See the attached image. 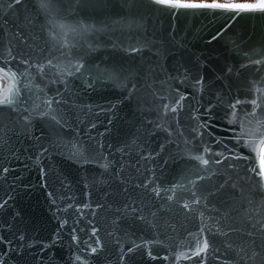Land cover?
<instances>
[{
  "label": "water",
  "instance_id": "1",
  "mask_svg": "<svg viewBox=\"0 0 264 264\" xmlns=\"http://www.w3.org/2000/svg\"><path fill=\"white\" fill-rule=\"evenodd\" d=\"M8 2L0 0V53L8 46L14 54L22 51L43 57L51 50V55L59 56L60 45L49 38L51 25L44 13L26 29L33 47L21 43L16 34L20 20L15 10L7 11ZM33 2L38 0H28L29 7ZM111 4L113 12L127 14L123 0ZM97 18L102 17L97 14ZM75 19L73 15L68 22ZM224 19L190 14L172 20L167 12H146L141 26L131 29L142 43L126 39L128 30L111 36L112 43L120 37L118 49L105 46L111 34L99 33L92 41L100 44L89 51L93 64L103 69L115 63L124 71L106 72L95 80L79 74L51 77L50 83L36 76L33 83L40 89H32L36 107L28 121L20 119L12 106L0 105V202L6 201L0 208V236L11 241V245L0 241L5 264H201L196 253L205 257L204 264H253L248 259L252 241L260 245L264 240V187L258 158L255 164L241 162L234 171L220 169L228 171L236 186H226L210 198L207 209L191 204L187 184L163 191L177 182L173 177L179 173L205 167L194 159L206 154L195 150L200 138H193V127L208 122L215 137L228 144L231 132L221 115L230 98L252 87L250 79L257 81L252 96L264 95L255 90L264 89L260 79L264 65H248L243 56L261 59L255 52L264 51V29L246 21L227 29L221 39L216 32ZM129 44L141 51L130 52ZM8 63L16 71L19 61ZM241 64L246 67L239 75L226 73V66H233L235 73ZM0 67H4L2 57ZM201 76L204 82L197 84ZM10 86L7 73L0 76V91ZM26 92L22 87L21 98ZM217 95L223 103L209 111L210 101L219 103ZM48 97L58 103H53L50 114L41 116L38 112L48 111L44 107ZM234 111L242 118L239 107ZM238 151L247 156L251 149L242 145ZM253 157L255 152L248 158ZM252 167L256 173L250 171ZM3 168L9 171L4 173ZM152 176L158 178L161 197H172L167 201L171 208L167 223L159 227L155 226L159 218L153 219L147 211L143 223L125 208L129 196L137 200L143 196L137 185ZM217 184H223V179L213 171L192 190L210 191ZM186 201L188 209L183 207ZM77 204L90 207L77 209ZM213 206L224 218L211 211ZM229 227L240 231L230 232ZM97 237L102 247L97 246ZM205 238L210 246L206 253L200 252Z\"/></svg>",
  "mask_w": 264,
  "mask_h": 264
},
{
  "label": "snow or ice",
  "instance_id": "2",
  "mask_svg": "<svg viewBox=\"0 0 264 264\" xmlns=\"http://www.w3.org/2000/svg\"><path fill=\"white\" fill-rule=\"evenodd\" d=\"M8 12L15 10L20 23L17 24L16 34L21 37V43L27 45L29 49L33 47L29 43V35L26 34V29L31 26L32 20L40 13H44L47 22L51 25L48 31V36L60 45L56 51L59 56L51 55V50L48 56H36L31 54L25 55L22 51L14 54L13 50L6 46L0 57L4 60V67H0V76L5 73L10 77L11 86L5 90L0 91V105H8L15 108L17 116L28 121L30 114L36 107L35 100L31 95L32 89H40L39 84H34L36 76L48 79L51 82V77L56 79H63L65 75L75 76L79 74L80 78L84 79L86 76H91L94 80L101 76L103 73H115L124 71L123 67L113 63L111 68H101L98 64H93L89 56V51L99 47L100 44L92 42L95 35L99 33L111 34L106 47L118 49L121 46L120 37L116 36L117 43H112L111 36H115L117 32L123 33L128 30L126 39L135 40L137 44L142 43L141 38L131 33V29L139 28L144 19V14L147 13H164L167 12L172 20L177 19L179 16L197 15L212 19L224 17V22L216 36L221 39L228 34L227 29L235 28L241 25L242 22H251L253 27L258 23L264 29V0H123V7L126 8L127 14L121 16L119 12H113L111 0H38L33 2L29 7L28 0H9L6 4ZM85 13L84 16H79L78 13ZM99 14L102 18H97ZM76 15V19L68 22V18ZM8 21H5L7 24ZM174 28V24L172 25ZM223 33V35H222ZM216 37H213L215 39ZM35 41L36 36H31ZM45 47H48V41H44ZM55 48V44L51 45ZM85 49V51H81ZM128 50L132 53H139L140 48L129 44ZM43 49H41V52ZM255 55H259L261 59L253 60L248 53H244V59L248 65H264V51L256 50ZM19 61L16 66V71H13L8 61ZM246 65H239L237 71L233 72V66H226L227 74L239 75V70L245 68ZM255 71H261L255 69ZM35 73V75H33ZM59 73V76H57ZM222 78V77H220ZM264 81V75L260 77ZM43 82V80L41 81ZM203 76H201L196 83L203 84ZM249 83L252 87L245 88L243 92H237V95L232 96L229 103L224 107L221 119L224 121V126L231 132V138L228 139V144L224 143V138L217 139L211 132V124L205 121H200L195 127L192 128L193 138H200V142L196 147V151H202L206 155H195V161L199 162V166H193L184 172L179 173L173 177L177 182L170 187L163 189L165 192H172L176 188H185V185L191 186L187 190L191 194V204L201 205L207 209L211 204L210 198L217 197L218 193L222 192L224 188H234L235 181L228 175V171H234L241 162L255 164L258 158L259 176L262 178L261 186L264 187V95L253 97L252 93L257 83L256 80L250 79ZM91 86V85H90ZM27 89L23 98H21V88ZM256 91H264V89H255ZM59 96V90H55ZM177 91H179L177 89ZM186 95V94H185ZM184 96H180L183 100ZM218 104L209 102L208 110L211 111L222 104L223 101L219 95L216 97ZM53 103L58 101L52 97H48L44 103V107L48 109L47 112L40 111L39 115L45 116L53 111ZM27 105V107H25ZM167 108V105H164ZM239 107L242 118L238 117L234 109ZM175 111V108H173ZM55 119V117H53ZM204 129L206 131H201ZM238 130V131H237ZM204 136H208L209 140L205 141ZM232 145V147H228ZM244 145L251 151L248 155L238 151ZM43 151V149H42ZM256 153V157L249 160L252 153ZM227 153V154H226ZM207 157V158H206ZM107 164H105V167ZM227 169L228 171L220 172V169ZM8 168H3V172L7 173ZM213 171L223 179V184H217L210 191L197 192L192 190L195 188L197 182H203ZM248 169H245L247 174ZM251 172L256 173L257 169L252 167ZM239 178V177H238ZM151 185V187H149ZM137 188L143 193L138 200L129 196V203L125 208L129 210L130 214L138 221L146 223L145 211L147 215L153 219L159 218L161 224H166V217L171 211L167 201L172 200L169 196L164 200L160 195V187L158 178L152 176L146 178L143 183L137 185ZM154 194V195H153ZM51 195V193H49ZM5 202H0V208L5 207ZM135 205V207H133ZM77 209L90 207L89 204H77ZM97 208L101 207L100 204L96 205ZM184 209L189 208V202H184ZM211 211L217 214L218 218H224L219 210L213 206ZM18 215V214H17ZM203 216V213H201ZM14 219V217H13ZM66 223V221L61 222ZM10 230V229H9ZM201 231H204L201 226ZM230 232H239L240 229L229 227ZM91 232L95 235L97 228L93 227ZM252 236V232L246 233ZM264 234V233H262ZM16 234H13V239H16ZM19 241L24 240V236H19ZM75 239V236H73ZM0 241L11 245V241H5L3 236H0ZM98 247H102L99 237L96 239ZM252 255L248 259L256 264L259 259L260 264H264V240L260 245H256L255 240L252 241ZM136 245L133 243V248ZM207 239H204L203 247L200 252L206 253L209 249ZM92 252H96L97 248H91ZM129 252L132 248L128 249ZM7 255V253H5ZM151 255V253H149ZM204 264L205 257L200 253H196ZM122 258V257H121ZM0 264H5L4 257L0 256Z\"/></svg>",
  "mask_w": 264,
  "mask_h": 264
}]
</instances>
